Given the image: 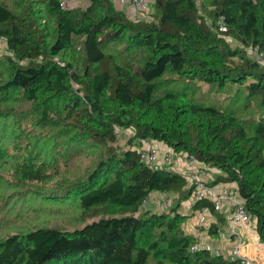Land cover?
I'll use <instances>...</instances> for the list:
<instances>
[{
	"label": "trees",
	"instance_id": "1",
	"mask_svg": "<svg viewBox=\"0 0 264 264\" xmlns=\"http://www.w3.org/2000/svg\"><path fill=\"white\" fill-rule=\"evenodd\" d=\"M60 1L40 0L44 23L33 2L19 14L0 3V41L10 54L2 89L21 94L36 124L61 128V147L94 145L102 157L62 189L81 226L10 235L0 241V264H240L189 252L194 238L179 209L192 187L176 172L147 167L133 143L155 141L217 170L208 183L236 186L264 244V64L250 55L264 61V0H154L150 20L139 22L112 0H82L83 9ZM116 43L121 58L110 50ZM77 45L78 63L62 56ZM167 75L191 87L230 85L244 96L243 108L256 105L260 116L245 120L240 109L196 103L176 84L161 91L156 83ZM116 128L133 132L132 147L111 148ZM152 193L175 194L174 205L149 210ZM204 208L214 212L209 201L193 205Z\"/></svg>",
	"mask_w": 264,
	"mask_h": 264
},
{
	"label": "rangeland",
	"instance_id": "2",
	"mask_svg": "<svg viewBox=\"0 0 264 264\" xmlns=\"http://www.w3.org/2000/svg\"><path fill=\"white\" fill-rule=\"evenodd\" d=\"M29 2H33L35 10L39 11V16L42 17L41 23H44L47 19L46 11L40 0H0V3L6 5L15 14H19ZM87 4L86 1L75 0L68 3L67 8L83 9ZM226 42L231 48L238 47V44L230 38H226ZM79 48L77 45L75 50L70 49L62 56L78 63ZM110 50L117 57H123L120 52L124 51V47L120 44L116 43ZM9 55L4 43L0 41V241L10 235L37 227H56L67 231L76 229L83 223L81 213L74 202L66 198L62 189L81 181L87 171L95 168V163H98L102 155H99V148L94 145L81 147L79 151L75 148L61 147L59 142L62 139L57 135L61 128L36 124L39 117L31 109L32 106L25 104L21 94L17 91L4 92L3 84L8 78L5 58ZM250 55L264 64L260 56H253L251 53ZM133 58L138 57H132L129 61H134ZM175 84L178 85V90L185 92L187 97H191L196 103H217L227 110L240 109L238 114L245 120L260 116V110H257L256 105H251L249 109L243 108L244 96L237 93L230 85L223 90L210 88L201 83H195V86L191 87L190 83L183 84L182 80L172 79L167 75L159 80L156 86L162 91ZM174 88L176 89V86ZM116 129L117 141L111 147L116 152L127 150L133 144L137 149L146 147L150 142L158 148L161 146V156L167 155L171 158L169 154L164 153L170 152L165 145L150 140L140 142L138 138L132 144L131 130ZM179 160L182 162L184 159ZM37 176L46 179L39 181L35 179ZM164 199L167 201H165L167 208L165 212H168L174 205V198L164 196ZM150 200L149 206L152 207V211H163L160 207L164 200L158 201L154 194ZM184 204L187 206L189 203L186 200ZM186 206L183 207V211ZM93 219L95 220L96 217ZM189 227L191 224L184 228L186 231H191L188 230Z\"/></svg>",
	"mask_w": 264,
	"mask_h": 264
},
{
	"label": "built area",
	"instance_id": "3",
	"mask_svg": "<svg viewBox=\"0 0 264 264\" xmlns=\"http://www.w3.org/2000/svg\"><path fill=\"white\" fill-rule=\"evenodd\" d=\"M75 0H61L60 6L67 7V4ZM115 5L124 11L127 18L134 22L150 20V4L149 0H113ZM253 56L256 52L250 50ZM261 57V56H260ZM262 61V58H261ZM144 142V140H140ZM140 161L150 169H162L176 172L188 182L192 187V192L189 201L192 205L200 200L209 201L215 212L221 211L223 203L229 204L230 207V231L229 237L232 242L229 260H240V264H255L250 258L241 255V249L244 246L243 236L237 230V226L256 228V220L252 218L247 211L243 199L240 197L236 186L230 185H210L207 180L208 172L210 171L204 163L199 162L193 156H184V160L180 163L174 159V162L169 156H161L160 150L154 144L148 142L146 147L136 149ZM180 163V164H179ZM182 171L183 173H181ZM151 194L148 200H150ZM146 201L144 202V204ZM198 212V210H196ZM209 211L207 208L200 212ZM191 236L194 238L193 243L189 247L190 253H195L201 250L209 251L214 256H222L219 251H215L209 244L206 243L205 234L200 227L196 226L192 229Z\"/></svg>",
	"mask_w": 264,
	"mask_h": 264
},
{
	"label": "crops",
	"instance_id": "4",
	"mask_svg": "<svg viewBox=\"0 0 264 264\" xmlns=\"http://www.w3.org/2000/svg\"><path fill=\"white\" fill-rule=\"evenodd\" d=\"M149 2H153V0H149ZM116 8L118 9L119 7ZM160 148L161 146L159 147V150ZM164 153L169 154L173 162L174 159L178 160L179 162H181L179 159H185L184 156H179L177 154L174 155L173 152L171 151L169 153L166 152ZM217 173H218L217 170H213V169L210 170L208 172V176L206 179L213 180L216 177ZM220 186L221 185H219L218 188ZM152 194L155 195V199H157L158 201L164 200V202L161 204L160 207L163 211L167 210V208L165 207L166 205L165 203L167 201L166 199H164V196H168V197L171 196L174 199L176 198V195L173 193H152ZM187 201L189 204L186 206L183 201L179 209V213L187 216V219L183 224L184 231L187 234L191 235L192 229L194 227L196 226L200 227V229H202V231L204 230L205 232L204 234H205L206 243L209 244L213 250L219 251L220 254L223 256V258L227 259L229 257L230 250L232 248V242L229 237L230 210H231L229 204H227L226 202L223 203L221 211L218 212L215 211L200 212V210H198L197 212L193 209V205L190 203L189 199H187ZM149 205L151 204L149 203L146 208L152 210L151 209L152 207ZM184 206L186 207L185 210L183 211ZM188 224H191V227L188 228V230L191 229V231H186L184 228ZM211 229H213L214 233H211L212 231ZM237 230L243 236L244 239V246L241 249V255L250 258L255 264H264V244L260 241L256 228L237 226Z\"/></svg>",
	"mask_w": 264,
	"mask_h": 264
}]
</instances>
